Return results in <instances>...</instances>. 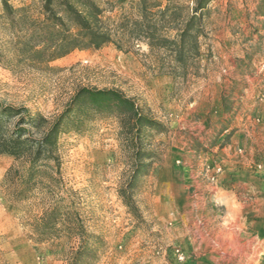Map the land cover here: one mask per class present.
<instances>
[{
	"label": "rangeland",
	"instance_id": "obj_1",
	"mask_svg": "<svg viewBox=\"0 0 264 264\" xmlns=\"http://www.w3.org/2000/svg\"><path fill=\"white\" fill-rule=\"evenodd\" d=\"M7 1L18 11L10 21L0 0V101L52 120L78 88H114L133 98L163 129L142 127L137 136L112 113L75 111V125L68 124L59 135L58 162L39 164L34 186L22 196L17 191L27 162L0 154V264H70L82 239L93 246L78 264H110L116 258L124 264H191L192 249L175 229L178 187L194 190L199 205L204 191L224 195V190H235L224 181L222 150L233 144L228 157L234 159L249 150L236 144L234 126H224L236 123L232 116L240 105L235 97L249 77L258 82L246 103L255 133L245 138L264 155V30L253 29L259 25L253 13L262 15L263 0H211L202 18L205 35L198 37L200 54L185 76L160 66L163 51L149 50L142 41L128 51L105 45L32 62L21 47L43 35L41 0ZM96 1L110 9L105 15L111 20L131 6V0ZM228 105L229 114L222 111ZM137 149L153 157L141 160L147 166L129 187ZM252 169L264 178V162ZM123 190L129 191L130 202L121 196ZM238 192L251 201L244 187ZM211 203L215 223L235 207L228 200ZM204 218L201 214L196 226L198 239L207 242L195 251L203 248L210 256L192 264H264V241L253 248L247 243L251 239L237 241L234 233L229 241L217 229L203 234ZM175 246L183 250L184 260H176Z\"/></svg>",
	"mask_w": 264,
	"mask_h": 264
},
{
	"label": "trees",
	"instance_id": "obj_2",
	"mask_svg": "<svg viewBox=\"0 0 264 264\" xmlns=\"http://www.w3.org/2000/svg\"><path fill=\"white\" fill-rule=\"evenodd\" d=\"M210 1L193 0L192 5H186L174 0L164 3L161 0H131L130 10L124 9L117 20H111L105 15L110 9L96 0H41V23L45 33L23 42L21 50L30 61L41 63L74 49L113 45L118 50L128 51L135 42L142 41L149 50L163 51L159 57L160 66L168 65L171 68L168 72L185 76L191 61L200 54L198 37L205 35L202 18L207 14ZM1 4L13 21L18 9L12 8L7 0H1ZM105 4L110 2L105 1ZM261 6L264 15V0ZM85 110L112 113L128 130H136L137 136L142 127L163 129L156 120L140 111L133 98L114 88H78L62 112L52 120L39 112L31 113L25 106L0 101V154L27 162L26 176L17 191L20 196L34 186L41 172L37 168L39 164L48 160L58 162L55 150L61 131L68 124L75 125V111ZM152 157L149 151H135L136 165L129 187L142 167L147 166L141 160ZM121 196L131 201L129 191H121ZM92 246L82 239L70 264H78V258Z\"/></svg>",
	"mask_w": 264,
	"mask_h": 264
},
{
	"label": "crops",
	"instance_id": "obj_3",
	"mask_svg": "<svg viewBox=\"0 0 264 264\" xmlns=\"http://www.w3.org/2000/svg\"><path fill=\"white\" fill-rule=\"evenodd\" d=\"M254 11H256V7ZM253 16L257 19L259 24L256 27L254 26L253 29L256 31H259L260 29L264 30V16L256 14L255 12L253 13ZM239 61L242 60L240 59ZM243 67L244 65L238 69L242 70ZM257 83L255 77H249L247 83L243 85L242 89H240L242 85L238 87L239 94L236 95L235 99L240 106H237L234 116L231 115L232 117H235L236 123L231 126L228 124H225L226 126H224L225 128H232L234 126V135L239 137L236 144H238V146L245 144L242 148L245 146L246 149L248 148L249 150L245 156L235 155V159L228 157L230 155V148H234L233 144H227L222 150L224 151L223 161L225 165L223 175L225 179L224 181L226 183L229 181L232 182L233 185L236 186L235 190H224V195H220L221 193H219V190L215 191L213 194H211L210 191H204L206 195L204 196V192H202V198L204 200L202 199V205H199L201 201L197 199L198 194L195 193L194 190L189 188L183 189L181 186L178 187L175 229L180 235L183 234V236H186V241L190 249H192L191 253H193L192 255L196 260L200 259L201 261H206L208 258L207 256H210L209 252L203 248L200 253L195 251L202 243L207 242L205 238L201 240L198 239L201 235L197 230L196 221L201 218V214L205 215V218L203 219V234L208 232L212 233V229H217L220 238L229 241L228 238L232 237V234L234 233L237 241L238 238L240 240L243 239V241L251 239L250 242L247 243L252 245L253 248H258V246L261 245V241H264V178L262 179L257 176L252 169V166L255 165L256 162H264V155L261 156V148L258 144H252V146H250L248 138H245V135H252L255 133L254 127L249 126L248 124L247 119L249 118V113L252 112H250V110L248 112L249 107L246 103L250 101V99L252 100V94L257 87ZM222 111H225L227 114H229V111L233 112L229 105L223 106ZM239 186L242 187V189L244 187L245 193L248 192L246 194L249 196L248 199L251 200L249 203L245 202V196H243L241 192L236 193V189ZM199 198H201V196H199ZM211 200H219L220 202L228 200L229 203H235V207H231L229 209L230 211H228L225 216L221 217V221L215 223L213 221V215L216 212V208L212 203L209 205ZM261 203L262 205H260ZM239 235L241 237H239ZM199 254L200 257L198 256ZM216 256L218 258L220 254H216ZM109 258L113 257L110 256ZM194 259L191 257V264L194 262ZM124 263L116 258L115 261H111L110 264Z\"/></svg>",
	"mask_w": 264,
	"mask_h": 264
},
{
	"label": "built area",
	"instance_id": "obj_4",
	"mask_svg": "<svg viewBox=\"0 0 264 264\" xmlns=\"http://www.w3.org/2000/svg\"><path fill=\"white\" fill-rule=\"evenodd\" d=\"M173 254L178 261H182L185 258L183 250L179 246L173 247Z\"/></svg>",
	"mask_w": 264,
	"mask_h": 264
}]
</instances>
